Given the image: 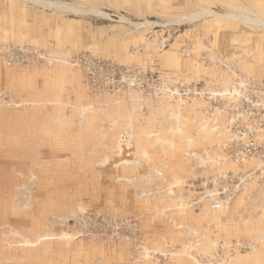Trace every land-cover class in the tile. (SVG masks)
<instances>
[{"label": "rangeland", "instance_id": "obj_1", "mask_svg": "<svg viewBox=\"0 0 264 264\" xmlns=\"http://www.w3.org/2000/svg\"><path fill=\"white\" fill-rule=\"evenodd\" d=\"M263 74L264 0H0V264H264Z\"/></svg>", "mask_w": 264, "mask_h": 264}, {"label": "built area", "instance_id": "obj_2", "mask_svg": "<svg viewBox=\"0 0 264 264\" xmlns=\"http://www.w3.org/2000/svg\"><path fill=\"white\" fill-rule=\"evenodd\" d=\"M241 100L239 119L243 125L239 127L235 156L242 162L257 160L264 168V74Z\"/></svg>", "mask_w": 264, "mask_h": 264}, {"label": "bare ground", "instance_id": "obj_3", "mask_svg": "<svg viewBox=\"0 0 264 264\" xmlns=\"http://www.w3.org/2000/svg\"><path fill=\"white\" fill-rule=\"evenodd\" d=\"M215 206H216V203H215ZM218 207V206H217Z\"/></svg>", "mask_w": 264, "mask_h": 264}]
</instances>
